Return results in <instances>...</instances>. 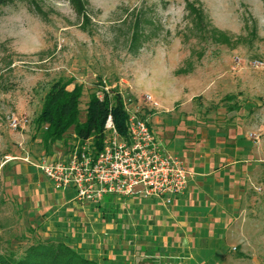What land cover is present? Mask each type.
<instances>
[{
    "label": "rangeland",
    "instance_id": "374dc122",
    "mask_svg": "<svg viewBox=\"0 0 264 264\" xmlns=\"http://www.w3.org/2000/svg\"><path fill=\"white\" fill-rule=\"evenodd\" d=\"M83 2L87 21L71 0H11L0 8V251L9 241L21 253L52 240L34 203L29 206L31 191L11 180L15 167L26 164L19 158L46 156L36 119L50 86L72 78L84 86L82 122L92 94L116 91L152 127L183 123L184 134L213 131L232 146L246 140L240 204L226 229L223 264H264V0ZM189 2L204 9L203 31L192 24ZM215 28L231 44L215 38ZM14 118L29 122L15 129ZM65 139L52 154L76 141L73 131ZM103 239L101 252L127 251L126 244Z\"/></svg>",
    "mask_w": 264,
    "mask_h": 264
},
{
    "label": "crops",
    "instance_id": "0c3cea01",
    "mask_svg": "<svg viewBox=\"0 0 264 264\" xmlns=\"http://www.w3.org/2000/svg\"><path fill=\"white\" fill-rule=\"evenodd\" d=\"M158 124L152 127L157 139L192 172L187 193L170 206L118 196L84 206L73 191L55 189L40 171L26 164L15 167L19 171L11 181L31 191L29 206L34 203L37 222L51 232L52 240L63 241L99 264L137 258L142 259L138 264H223L230 247L225 233L239 209V186L247 166L242 158L248 156L249 143L239 139L232 146L213 131L184 134L183 123ZM92 209L104 214L101 219ZM102 239L126 244L127 251L101 252Z\"/></svg>",
    "mask_w": 264,
    "mask_h": 264
},
{
    "label": "built area",
    "instance_id": "2783aa9c",
    "mask_svg": "<svg viewBox=\"0 0 264 264\" xmlns=\"http://www.w3.org/2000/svg\"><path fill=\"white\" fill-rule=\"evenodd\" d=\"M125 108L129 114L128 138L118 133L110 115L99 152L92 139L84 143L76 140L62 154L37 159L26 154L19 159L40 171L55 189H74L80 203L99 205L109 196H118L170 206L187 193L192 172L167 152L145 115L132 111L127 104ZM28 122L14 118L12 126L21 129Z\"/></svg>",
    "mask_w": 264,
    "mask_h": 264
},
{
    "label": "trees",
    "instance_id": "16d2710c",
    "mask_svg": "<svg viewBox=\"0 0 264 264\" xmlns=\"http://www.w3.org/2000/svg\"><path fill=\"white\" fill-rule=\"evenodd\" d=\"M10 1L0 0V8ZM71 1L77 12L82 14L87 21L83 0ZM196 4L199 2L187 3L186 10L189 12L192 24L203 31L201 25L207 16L200 4L198 9ZM212 33L220 42L231 44L232 37L226 33L216 28ZM177 73L189 74L190 71L180 69ZM72 84L73 88L69 89ZM83 94L84 86L74 84L72 78L68 80L60 78L50 86L44 97L40 115L36 119V125L42 131L41 138L47 156L53 155L51 148L55 144L68 142L65 141V137L70 131H73L75 139L81 143L92 139L96 152L101 151L106 138L105 126L110 115L118 133L122 137L128 138L129 114L125 108L124 100L118 92L104 91L102 97L96 93L92 94L87 102L84 122L81 121ZM9 245L10 248L0 251V264H99L94 260L82 257L63 241H36L21 253L13 249V242L9 241Z\"/></svg>",
    "mask_w": 264,
    "mask_h": 264
}]
</instances>
